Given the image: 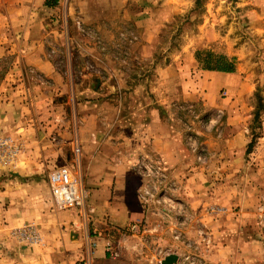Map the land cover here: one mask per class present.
<instances>
[{
	"label": "rangeland",
	"instance_id": "rangeland-1",
	"mask_svg": "<svg viewBox=\"0 0 264 264\" xmlns=\"http://www.w3.org/2000/svg\"><path fill=\"white\" fill-rule=\"evenodd\" d=\"M71 2L48 0L47 5L52 9L62 6L69 8V13L71 9V13L49 17L41 31L49 42H54L46 58L57 63L67 86L65 95L56 93L52 100L54 110L49 112L48 120L54 126L45 140L59 144L65 119L72 118L71 127H76L74 106L68 102L90 98L92 91H98L97 82L99 85L108 82L115 87L119 93L113 96L125 102L126 107L141 102L151 108L161 102V120H166L168 135L179 150V176H171L163 160L150 158L146 153L136 154L131 163L135 170L139 158L144 157L161 162L168 172L166 182L156 194L162 205H142L143 217L150 225L161 220L155 215L157 212L165 216L156 240L170 224L177 222L179 227L173 229L179 239L171 238V241L179 243L178 263L208 264L202 255L207 246L208 219L200 218L198 223L206 232L200 233V238H192L188 236L194 225L190 205L179 206L180 201L186 204L190 199H185L186 182L206 185L201 192L205 197L209 193L207 185L230 184L228 211L232 224H237L239 229L242 222L241 236L248 242L256 237L257 231L264 237V0H182L179 13L156 28L159 31L154 34L155 41L145 48L132 21L137 11H141L140 3L133 0L121 10L87 14L86 10L81 13L75 8L80 6L78 1L72 6ZM76 22L84 33L76 29ZM122 33L132 34L136 40L121 41ZM51 50L54 54L48 57ZM197 51L234 58L235 72L218 74L201 70L195 60ZM160 68L162 72L167 68L162 77H159ZM21 82L28 90L33 86H53L32 67L26 69ZM11 84L12 88L17 87V83ZM85 88L89 89L88 95L75 97V92ZM134 88L138 89L136 94L132 93ZM158 90L165 92L162 98L156 95ZM24 97L30 116L31 95L25 92ZM2 103L0 100V115L8 114L12 123L10 116L16 120V110L2 111ZM69 108H73L72 112ZM125 111H119L117 118L129 115ZM138 114L139 120H143L147 111L142 109ZM59 116L60 119L56 118ZM15 134L9 133L6 126L0 127V264H80L79 255L68 244L76 239L73 232L69 228L63 231L65 227L55 222V216L66 210L55 207L49 185L52 172L74 162L72 146L48 163L39 162L40 153L31 156L29 163L43 168L37 174H21L16 170L25 166V162L18 161L17 155L19 151L22 155L28 144H17ZM53 137L55 143L51 141ZM135 175L139 179L134 183L137 198L144 181L136 171ZM239 198L244 202L241 207ZM177 209L179 215L174 213ZM218 220L225 221L224 217ZM232 241V246L239 244L238 239Z\"/></svg>",
	"mask_w": 264,
	"mask_h": 264
},
{
	"label": "crops",
	"instance_id": "crops-1",
	"mask_svg": "<svg viewBox=\"0 0 264 264\" xmlns=\"http://www.w3.org/2000/svg\"><path fill=\"white\" fill-rule=\"evenodd\" d=\"M47 1L0 0V58H12V66L0 85V100L3 102L1 110L7 113L16 110V120L13 119V115L10 116L12 123L8 114L0 115V127L6 126L11 134L15 132L13 137L17 144H28L23 154L19 155V151V156L17 155L20 157L18 161L25 162V166L17 168L16 171L21 174L40 173L43 167H33L29 163L31 156L33 158L40 153L39 162L43 160L48 163L51 158L63 155L62 151L66 147L71 149L73 141H78L81 148L80 170L89 193L85 210L92 209L93 213L85 220L79 211L66 210L55 216V222L65 227L63 231L69 228L70 232H73L76 239L74 243L68 241V244L79 255L80 264H162L169 255L176 256L177 264L179 243L173 244L171 241L173 227H179L176 226L177 222L162 231L159 234L160 239L156 241H150L149 238L142 243L141 236L132 235L131 230L136 221L145 219L143 206L135 195L134 183L139 179L135 175L134 167L131 166L134 156L146 153L150 158L161 159L170 169L171 176H179V150L173 146L168 135L166 120L164 122L161 120L163 106L161 102L151 108L141 102L132 108L126 107L125 102L123 104L121 100L118 101L116 95L113 96V93L117 95L119 93L115 87L110 86L108 82H100L98 91H92L90 98L75 100L74 103L68 102L74 106L76 127L74 129L71 127L72 118L69 116L71 121L65 119L62 124V140H59V144L54 145L45 140L54 126L48 120L49 112L54 110L52 100L56 93L57 96L65 95L67 86L57 63L46 58V53L54 42H49L41 31H44L43 22L49 17L71 13V9L69 13V8L62 6L52 9L47 5ZM75 1L80 5L75 8L81 13L86 10L87 14H103L104 11L121 10L133 0H72L71 6ZM135 1L142 7L139 6L141 11H137L136 16L132 18L133 26L140 34L142 47H149L155 41L154 34L159 31L157 29L179 13V3L182 0ZM92 5L95 6L92 8ZM127 11L124 13L127 14ZM129 14L130 12L127 15ZM28 67H32L43 79L51 81L53 86L51 88L33 86L29 90L26 89L21 78H24ZM166 69L163 72L162 68L159 69V77L165 75ZM13 82L17 83L16 88L11 87ZM53 87L55 89H52ZM137 90L134 88L132 93L136 94ZM25 92L31 95L30 116L24 99ZM88 93L89 89H81L75 92V97ZM163 93L165 92L158 90L156 95L162 98ZM138 99L136 98V101ZM69 109L72 112L73 108ZM122 109L128 110L129 115L125 114L126 117L120 116L119 119L117 116L119 117V111ZM142 109L144 112L146 110L147 114L143 120H139L138 112ZM149 116L151 118H147ZM56 118L60 119V116ZM11 127L15 129L10 130ZM9 142L15 141L9 139ZM62 168L72 169L74 165L72 163ZM190 184L186 182L183 186L188 191L185 199H190L186 204L180 201L179 206L190 205L189 208L192 210L190 219L194 225L188 236L192 238H200V233L206 232L200 229L198 223L201 221L200 218L203 221L208 219L207 246L202 252L206 263L208 261V264H264V237H260L257 231L256 237L248 242L241 236L242 222L240 221L237 229V224H232L230 220L231 213L228 211L231 206L230 184H217L216 187L215 184L207 185L208 197L201 193L206 185ZM238 201L241 207L244 202L241 198ZM216 205H224L225 208L217 209L220 206ZM174 213L179 215V209ZM223 217L225 221L221 223L218 219ZM149 235L152 237L153 234ZM233 239H238L239 244L232 246ZM108 243L116 246L117 257H112L108 252L105 247Z\"/></svg>",
	"mask_w": 264,
	"mask_h": 264
},
{
	"label": "built area",
	"instance_id": "built-area-1",
	"mask_svg": "<svg viewBox=\"0 0 264 264\" xmlns=\"http://www.w3.org/2000/svg\"><path fill=\"white\" fill-rule=\"evenodd\" d=\"M75 27L77 30L84 33V30L79 22L75 23ZM88 36L92 35L88 34ZM119 39L121 41L129 39L127 42L131 43L136 40V37L132 34L128 36V34L122 33L120 34ZM95 43L96 45L99 44L98 41H95ZM53 54L54 51L51 50L48 57L53 56ZM51 141L55 143L56 138L53 137ZM72 153L75 158L73 162L74 168H61L52 172L49 177L50 190L54 205L58 210H76L84 216L85 220H88V217L93 213V210H85L89 193L84 186L80 170L81 148L78 141H73ZM135 171L144 181L137 194L140 204L146 207L161 206L163 201L159 197H156V194L167 180V173L164 166L159 161H150L144 157H140L139 162L135 166ZM155 215L161 219L155 225H150L145 219H140L132 226V235H140L142 243L149 238H151L150 241L156 240L158 238L157 234L159 231L161 232L163 228L164 223L162 220H165L164 214L162 212H157ZM149 234H153L152 237ZM172 238L174 240H178L179 234L174 232ZM105 247L112 257L118 256L116 246L113 247L112 244L108 243Z\"/></svg>",
	"mask_w": 264,
	"mask_h": 264
},
{
	"label": "trees",
	"instance_id": "trees-1",
	"mask_svg": "<svg viewBox=\"0 0 264 264\" xmlns=\"http://www.w3.org/2000/svg\"><path fill=\"white\" fill-rule=\"evenodd\" d=\"M195 60L203 71L232 74L235 72V59L212 51H197ZM12 62L11 57L0 58V80L5 76Z\"/></svg>",
	"mask_w": 264,
	"mask_h": 264
},
{
	"label": "water",
	"instance_id": "water-1",
	"mask_svg": "<svg viewBox=\"0 0 264 264\" xmlns=\"http://www.w3.org/2000/svg\"><path fill=\"white\" fill-rule=\"evenodd\" d=\"M97 86H99V82H97ZM176 262H177L176 256L169 255L163 260L162 264H176Z\"/></svg>",
	"mask_w": 264,
	"mask_h": 264
}]
</instances>
